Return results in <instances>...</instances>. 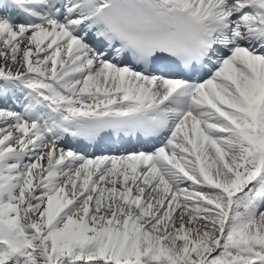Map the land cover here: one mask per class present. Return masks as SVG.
Here are the masks:
<instances>
[{
  "label": "snow or ice",
  "instance_id": "obj_1",
  "mask_svg": "<svg viewBox=\"0 0 264 264\" xmlns=\"http://www.w3.org/2000/svg\"><path fill=\"white\" fill-rule=\"evenodd\" d=\"M0 264H264V0H0Z\"/></svg>",
  "mask_w": 264,
  "mask_h": 264
}]
</instances>
